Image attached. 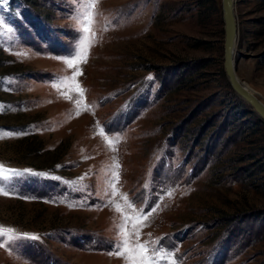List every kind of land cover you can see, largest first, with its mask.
Listing matches in <instances>:
<instances>
[{
  "label": "rangeland",
  "instance_id": "rangeland-1",
  "mask_svg": "<svg viewBox=\"0 0 264 264\" xmlns=\"http://www.w3.org/2000/svg\"><path fill=\"white\" fill-rule=\"evenodd\" d=\"M89 2L0 0V264H126L121 224L153 264H264V121L222 0ZM234 15L264 103V0Z\"/></svg>",
  "mask_w": 264,
  "mask_h": 264
},
{
  "label": "water",
  "instance_id": "water-1",
  "mask_svg": "<svg viewBox=\"0 0 264 264\" xmlns=\"http://www.w3.org/2000/svg\"><path fill=\"white\" fill-rule=\"evenodd\" d=\"M222 17L224 24L223 65L232 89L253 111L264 121V104L239 81L235 72V50L237 41V25L234 15V0H222Z\"/></svg>",
  "mask_w": 264,
  "mask_h": 264
},
{
  "label": "snow or ice",
  "instance_id": "snow-or-ice-1",
  "mask_svg": "<svg viewBox=\"0 0 264 264\" xmlns=\"http://www.w3.org/2000/svg\"><path fill=\"white\" fill-rule=\"evenodd\" d=\"M98 2L99 0H90L88 6L95 7V5ZM88 15L90 17V13ZM84 60L86 62V55L84 56ZM65 62L68 63L69 65L72 64L71 60ZM0 168H2V166H0ZM0 194H6V193H0ZM152 211H155V209H152ZM13 231L14 230L12 229L0 228V237L8 236L9 238H20L19 236L13 237L12 235ZM118 232L122 236V239L117 240L114 246L115 250L113 252H110L109 253L110 255H116L125 258L126 264H153V256L147 255V253L150 251L147 245L138 243L135 245V247H130L127 234L123 232V224H121L120 229H118ZM31 238L36 239V237H31ZM151 251L158 252L159 250L153 249ZM170 264H175V262L171 261Z\"/></svg>",
  "mask_w": 264,
  "mask_h": 264
},
{
  "label": "bare ground",
  "instance_id": "bare-ground-1",
  "mask_svg": "<svg viewBox=\"0 0 264 264\" xmlns=\"http://www.w3.org/2000/svg\"><path fill=\"white\" fill-rule=\"evenodd\" d=\"M243 86L248 90V91H250L246 86H245V84L243 83ZM251 92V91H250ZM252 93V92H251ZM252 94H254V93H252ZM255 95V94H254ZM264 104V103H263Z\"/></svg>",
  "mask_w": 264,
  "mask_h": 264
}]
</instances>
